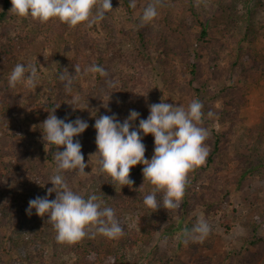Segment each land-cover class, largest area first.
Wrapping results in <instances>:
<instances>
[{
    "label": "rangeland",
    "instance_id": "rangeland-1",
    "mask_svg": "<svg viewBox=\"0 0 264 264\" xmlns=\"http://www.w3.org/2000/svg\"><path fill=\"white\" fill-rule=\"evenodd\" d=\"M150 2L151 0H140L131 16H124L112 5V11H109L110 19L118 18L123 30L127 32L150 28V43L156 41L160 44L164 39L167 50L165 54L170 58L180 57L182 49L186 50L182 66L175 65L174 59H167V64L173 69L177 88L168 89L169 79L162 77L165 65L159 58L154 62L157 74L151 73V68L149 70L146 68L148 75L154 77L149 80L152 84H156L158 88L156 94L159 93L160 102L168 97V93L174 95V92H178L176 96L180 99L176 101L174 99L173 104L183 105L185 108L192 99L198 97L196 89H200L201 99L199 101L206 110L203 126L223 136V150L219 153V165L216 169H209L206 173L198 172L204 175L202 177L204 188H195L196 195L190 203L194 206V210L186 218L181 219V227L174 234L167 233V219L155 215L149 217L147 221L150 234L144 235L139 213H128L118 219L121 226L129 234L134 231L141 233L147 242L141 239L134 248H131L129 243L125 248L119 238L110 239V245L103 248L99 254L89 252L88 260L91 264H112L117 253L131 255L134 252L141 258H148L158 251L161 253L159 255L170 257L175 250L174 255L177 259L168 264H264V244L258 247L251 244V240L256 237L264 238V79L256 84H246V86L241 83L242 87H246L244 89L246 102L239 107L237 112L232 108L228 96L208 100V95L215 98L219 84L208 70V53H203L200 42L193 43L201 30L199 23L190 16L186 26L179 29L178 34H174L168 28L169 23H165L161 18L171 7L184 3L182 5L186 8L190 6L195 13L199 14L198 21L206 28L207 38L221 40L232 47L234 36L238 37L245 32V29L253 27L256 33L254 48L264 50V0H248L246 3H244L245 0H162V4L158 7L157 17L152 22L141 25L140 17ZM9 16L16 17L11 13ZM28 19L26 21L29 23L33 21L31 18ZM109 21L107 19L105 22L109 24ZM248 22L250 25H246ZM32 23L33 25L30 24L28 27L22 23L17 25L13 21L5 27H0V37L3 40L0 43V96L4 100L3 104H0V172L4 175H13L11 182L7 185V190L12 193L10 199L15 200V204L5 214H0V246L7 250L9 238L42 239L45 244L40 248L44 250L47 261L51 262L52 242L56 232L44 217L36 215L35 209L30 215L26 211L29 200L38 196H47L51 200L55 199L56 195L55 192L48 193V189L53 187L50 178L55 168L45 161V153L49 144L43 140L42 122L47 119L50 111L41 104V100L51 97L50 93L53 92L57 97L63 98L62 90L65 82L58 79L60 73L65 71L74 73V65H79L81 68L85 66L81 63L79 54V48L83 44L80 40L83 34L87 33L88 38L90 36L98 43H104L105 37L101 33L86 32L82 24L76 27L68 25L66 27L59 20H51L46 26L40 28L34 26V22ZM170 26L174 27L175 24L170 23ZM184 35H187L186 38ZM111 39L114 40V38ZM120 46V52L124 54L132 52L135 48L134 42L128 39H124ZM243 46L247 47L248 43L244 42ZM128 61L130 60L127 59L123 67L118 68L117 61L112 62L107 72L110 74L109 79L114 81V77L121 70L123 73H132L135 77L142 61H133L132 67L127 65ZM198 62L201 64L195 68L194 74L193 65L197 66ZM227 62L226 58L219 61L222 66ZM17 63L37 65L39 79L36 87L29 88L24 83L17 84L15 88L9 87L8 77ZM113 63L117 69L115 71L112 67ZM139 76L146 81L145 72ZM79 77L81 75L73 80L71 93L67 94L65 102L59 101L57 108L66 109L67 113L74 110L70 105L73 102L72 98L82 95L87 90H84L83 83L77 81ZM89 79V87L98 85L95 81L91 82V77ZM235 79L237 80V76ZM181 83H187L186 89L182 88L185 85ZM109 85L110 83L106 82L99 85L101 86L99 93L107 91ZM236 100L233 102L238 104ZM106 103L98 99L95 105L101 110L107 105ZM27 106H30L31 111L25 110ZM209 111L215 114L212 118L207 116ZM24 133L36 141L40 140L42 146L38 147H41L43 152L39 154L38 163H33L28 156L18 159L13 154L15 147L23 144ZM141 135L143 136L142 142L145 143V135L143 133ZM93 143L85 154L82 153L88 165L85 168V173L88 175H77L75 171L65 175L69 187L82 196L91 195L96 188V181L104 176L99 172L98 157L92 155L97 151L95 140ZM153 154L154 146L145 158L150 159ZM243 165L245 167H242ZM239 170L244 171V175L240 176V172L239 174L237 172ZM139 181L141 182L140 178H136L133 185L136 186ZM143 182L145 187L152 192L153 186L144 181V178ZM189 196L185 191L179 206L174 209L173 212L177 213L176 217L178 216L177 220L183 210L181 206ZM208 201H215V207L211 208ZM256 210L263 212L259 219L254 216ZM198 217H203L209 223L210 234L202 242L189 240L177 246L189 222ZM141 234L139 236H142ZM100 238L96 234L94 241ZM0 253H3L0 254V264H11L10 257L7 256L10 252ZM65 261L72 264L75 258H68ZM139 264L147 263L146 260L145 262L142 260Z\"/></svg>",
    "mask_w": 264,
    "mask_h": 264
},
{
    "label": "trees",
    "instance_id": "trees-1",
    "mask_svg": "<svg viewBox=\"0 0 264 264\" xmlns=\"http://www.w3.org/2000/svg\"><path fill=\"white\" fill-rule=\"evenodd\" d=\"M191 1V0H188ZM248 0H245L246 3ZM140 0H136V4H138ZM130 0H111V4L116 7V10L119 13H123L124 16H131L134 13V8L129 6ZM243 3V4H244ZM184 3H180L178 6L171 7L169 10L163 14V21L165 23H169V30L174 34L179 33V29L185 27L189 17L191 16L199 26L201 27L200 32L196 35L195 43L200 42L203 53H208V70L211 71L212 77L216 78V81L219 84V88L215 93V98L213 96H207L208 100H216L219 97H229V102L232 104V108L237 112L240 106H243L246 102V97L244 95V89L246 87H242L241 83L246 84H256L258 81L264 79V50L259 48H254L255 45V35L256 33L253 31V27L250 29H245V32L241 33L238 37L234 36L232 38V42L234 43L232 47L228 44H224L221 40L207 38L206 28L202 25L198 18H200L199 14L195 13L193 9L189 6L186 8ZM12 7L11 0H0V27H5L6 25L12 23L25 24L30 27V24L34 26H39L40 28L46 26L47 23H40L38 21H26L28 18H18L9 16V9ZM235 8V7H233ZM111 14L107 12L105 14V18L99 22L92 25L88 23H82L86 32H97L101 33L105 37L104 43H98L95 39L83 34L81 36V41H83L82 46L79 48V54L81 63L84 64V67H80L82 72L85 68L96 64L103 67L106 70V73L110 69V65L112 62L117 61L119 66L123 67V64L127 59L130 61L127 62V65L130 67L133 66L132 62L135 60H140L142 63L139 65L138 74L132 75V73H123L121 70L114 77V81L109 79L110 74L106 76H101L97 74H87L81 75L77 79L80 83L84 85V92L82 95H77L79 97L78 108L72 110L67 113L66 109L57 108L59 107V101H64L67 99L66 96L68 93L65 91V87L62 90L63 98H59L55 95V93H50L49 98L41 100V104L47 108L50 112L55 109V115L60 119H65L66 122L74 121L76 118H81L88 122L89 127L78 137H74L75 140H79L82 148V153L85 154L86 151L90 149L91 143L94 144V140L96 137V132L94 128L95 119L101 115H113L115 114L117 119L122 123L129 115L130 110H135L140 113V116L137 120L133 121L134 128L130 129L135 130L138 128L139 120L146 119L149 115V105L160 103L159 93L156 94V90L158 89L155 83L150 82V78L152 75H148L146 68L149 70L151 68V73L157 74L155 59L159 58L161 63L165 65L164 67V76L169 79L168 89L174 90L177 88L176 79L173 77L172 68L169 67L167 59H174L175 65H181L184 63V59L186 57V50L182 49V56L176 58H170L169 55L165 54V40L162 39V42L158 44L156 41L150 43V28H146L144 30H138L130 32L124 31L122 24L118 18H111ZM170 17V18H169ZM14 18V19H13ZM110 20L109 24L106 23V20ZM114 20V21H113ZM60 22V21H59ZM170 23L175 24L174 27L170 26ZM250 25V23H246V25ZM67 27V24H65ZM114 36V37H112ZM185 38L187 35H184ZM116 37V38H115ZM111 38H114L112 40ZM188 38V37H187ZM124 39H128L130 42H134L135 48L132 52L124 54L121 53V42ZM157 39V36H156ZM160 39V38H159ZM3 40L0 37V43ZM247 42L248 46L244 47L243 43ZM236 45V46H235ZM235 46V47H234ZM195 47V46H194ZM194 49V48H193ZM127 58V59H126ZM228 59V62L225 65H220L219 61L221 59ZM200 62L197 63V66L193 65V73L195 74V68L200 66ZM113 63V70H117ZM135 66V64H134ZM136 69V67H135ZM143 72L146 74V81H143L139 74L141 75ZM91 74V76H90ZM154 74V75H155ZM153 75V76H154ZM172 76V77H171ZM237 76L238 82L235 78ZM91 77V82L95 81L98 85L89 87V78ZM171 77V78H170ZM164 78V79H166ZM208 80V79H206ZM156 81V78H155ZM240 81V82H239ZM110 83L112 86H108L107 91L99 93L100 87L103 83ZM76 83V82H75ZM183 89H186L187 83H181ZM203 85V84H201ZM82 86V85H81ZM79 86V87H81ZM152 86V89H151ZM202 88V87H200ZM98 91V92H96ZM200 89H196V93L198 97L196 100H200ZM203 93V91H202ZM178 92H174V95L168 93V97L162 99V101L173 104L175 101L180 99L178 96ZM181 95V94H179ZM108 96V97H106ZM99 97V98H97ZM60 99V100H59ZM106 101L107 105L103 107L101 110L96 108L95 102L98 101ZM237 99L238 104H235L233 100ZM194 100V99H192ZM191 100V101H192ZM4 100L0 96V104H3ZM63 102V103H64ZM146 106V108H145ZM25 110L31 111L30 106L25 107ZM205 108H203V112L205 114ZM94 112V113H93ZM204 118L203 122L200 126L204 127ZM4 131V130H2ZM209 136L205 141V145L208 147V156L206 158L205 164L199 168H196L194 171L188 174V184L186 186V192L190 195L189 198L186 197V201L182 204V209L179 215L176 217L177 213H174V209L165 210L163 208L158 209L154 212L153 209L146 207L143 204V198L145 195L150 194L151 191L148 190L143 182L142 178V168L143 165L138 164L131 169L130 177L131 179L140 178L141 182L138 184L129 186H121L119 184L113 185L111 177L104 174L103 178L96 181V188L92 191V194L98 195L103 201L102 206L111 207L115 210L116 219L122 218L126 216L128 213L138 212L140 215V224L142 225V229L144 230L142 233L144 235L150 234V228H147V221L150 219L149 217H153L155 215H159L163 218H166L168 221L167 233L174 234L181 227V219L186 218L193 210L194 206L190 204L193 200V196L196 195V189H203L204 185L202 183V177L204 175L198 174V172L203 171L207 172L209 169H216L219 165V153L223 150V136L218 135L214 132V130H208ZM29 135L24 133L23 144L17 145L13 150V154L17 156L18 159H22L24 156H28V158L33 160V163L38 161L39 154L41 153V145L40 140L37 142L35 139L30 138ZM37 138V137H35ZM262 139V135H260ZM145 146L146 152L145 157L150 154L151 148L154 146V137L151 134L145 135ZM43 147H46L43 145ZM63 151V147L59 149ZM57 151V146L50 145L46 149V157L45 161L50 163L54 168L56 166L54 160V153ZM43 152V151H42ZM149 159V158H148ZM151 159V158H150ZM149 159V160H150ZM38 163V162H37ZM242 167H245L244 165ZM218 171V170H217ZM71 172V171H69ZM238 174L240 172V176L244 175V171H237ZM68 172L64 173L67 175ZM141 175V176H140ZM13 175H4L0 172V214H5L8 209L15 204L14 199H10L12 193L7 190V185L11 182ZM134 177V178H133ZM134 179V180H135ZM133 180V181H134ZM69 183L68 181H66ZM79 194V192H77ZM89 196V195H88ZM88 196L84 195L85 198ZM162 193H157V200L162 203ZM209 206L214 208L215 201H208ZM263 212L261 210H256L254 212L255 218L259 219L260 215ZM176 217V218H175ZM46 220L47 217H44ZM43 219V218H42ZM176 219V220H175ZM44 220V219H43ZM197 218H193L192 221L189 222L186 230H191ZM46 224H48L46 222ZM51 225V224H50ZM149 229V230H148ZM129 234L127 230L124 229V234L119 239L123 247L126 248V244H131V248H134L137 243L142 239V241L147 242L144 235L138 233L137 231L131 232ZM141 234L142 236H139ZM101 238L98 241L95 240V236H92L91 233L89 236L85 237L78 243L68 245V244H60L57 243L54 236V240L52 242L53 245V255L51 262H48L46 259V255L42 247L45 244V241L42 239L34 240L31 238H9L8 247L5 250L0 246V252H10L9 256L11 264H68L65 259H73L75 261L72 264H91L89 259V252L93 251L96 254H99L103 248L110 245L109 238L98 234ZM126 239V240H125ZM181 240L177 242V246H180L185 242V237L182 236ZM252 246H260L264 244L263 237H256L251 240ZM157 250V249H156ZM175 250L173 251L172 256L169 255H159L161 254L158 251H155L156 254L149 256L148 258H141L139 255L134 254L132 252L131 255H117L113 258L112 264H139L142 260H146L147 264H168L173 263L177 257L174 255ZM3 254V253H0ZM8 261V262H9ZM7 262V263H8Z\"/></svg>",
    "mask_w": 264,
    "mask_h": 264
},
{
    "label": "clouds",
    "instance_id": "clouds-1",
    "mask_svg": "<svg viewBox=\"0 0 264 264\" xmlns=\"http://www.w3.org/2000/svg\"><path fill=\"white\" fill-rule=\"evenodd\" d=\"M162 0H151L144 8L140 17L141 25L152 22L158 15V7ZM9 12L20 18H31L40 23L59 20L69 27L82 23L89 25L99 23L105 14L112 11L111 0H11ZM129 6L136 7V0H130ZM26 65V66H25ZM99 74L106 76V70L96 64L85 68L82 72L79 65H74V73L65 71L58 79L64 83L66 93H71L72 82L78 75ZM38 67L35 64L17 63L8 77L10 88L24 83L29 88L37 85ZM110 86H112L110 84ZM70 104L73 109H79V97H73ZM55 109L49 112L42 122L43 140L57 146L54 153L55 169L50 178L52 188L48 193L55 192V199L36 197L29 200L27 213L35 209L36 215L47 217L56 232V241L60 244L72 245L85 237L96 234L109 239L123 236L124 228L116 219L115 210L102 206L103 201L96 194L87 198L74 192L65 180L64 173L75 171L77 175H88V166L82 154V145L78 137L88 127V122L76 118L66 122L58 118ZM215 114L207 113L208 118ZM140 113L130 110L128 117L121 123L115 114L101 115L95 119V144L98 157L97 164L101 174L111 177L113 185L119 184L131 187L134 181L130 179L131 169L141 164L144 181L153 186L152 192L143 198V204L153 209L172 210L179 206L188 184V174L204 165L208 156L205 141L209 132L200 126L203 122V104L192 100L187 108L183 105L160 103L149 105V115L139 120L135 130L133 121ZM151 134L154 137V154L151 159L145 158L146 146L143 136ZM63 147V151L59 149ZM91 155V156H92ZM157 193H162V203L157 200ZM211 232V226L203 218L198 217L191 230H185V242H202Z\"/></svg>",
    "mask_w": 264,
    "mask_h": 264
}]
</instances>
